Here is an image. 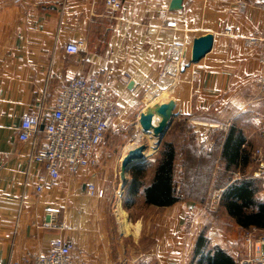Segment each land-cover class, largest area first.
I'll list each match as a JSON object with an SVG mask.
<instances>
[{
  "label": "crops",
  "instance_id": "crops-1",
  "mask_svg": "<svg viewBox=\"0 0 264 264\" xmlns=\"http://www.w3.org/2000/svg\"><path fill=\"white\" fill-rule=\"evenodd\" d=\"M120 1L121 7L113 9L105 0H0V264L45 253L50 240H73L75 233L72 257L86 264H194L201 232L240 264L247 254L246 239L255 243L264 238V229L240 227L222 207L210 211L182 195L171 205L156 206L146 203L143 192L166 142L176 152V181L186 171L191 146L197 155L209 156L210 176L224 180L212 192L242 177L253 181L255 198L264 202V175L257 174L254 158L256 149L264 152V90L257 84L262 48L246 42L264 37V0H179L178 6L174 0ZM168 22L175 27H167ZM207 33L213 35L212 48L192 63V41ZM174 42L187 48L179 79L168 88L167 98L149 102ZM68 43L80 44L81 50L66 52ZM102 69L113 71L108 89L119 113L112 121L138 118L155 102H174L154 158H149L151 149L136 164L147 165L139 178L142 186L132 192L134 165L120 189L114 219L101 167L62 172L52 190L37 193L36 178L45 170L30 159L32 140L18 139L22 115L49 112L63 79L89 77ZM230 128L233 137H243L240 156L244 150L248 159L226 169L221 151ZM88 184L104 190L103 195H88ZM137 208L143 213L127 216ZM47 211L57 214L52 226L44 224Z\"/></svg>",
  "mask_w": 264,
  "mask_h": 264
},
{
  "label": "built area",
  "instance_id": "built-area-1",
  "mask_svg": "<svg viewBox=\"0 0 264 264\" xmlns=\"http://www.w3.org/2000/svg\"><path fill=\"white\" fill-rule=\"evenodd\" d=\"M105 4L113 9L121 7L120 0H105ZM264 8V6H261ZM167 27H175L174 22L166 23ZM247 44H260L262 55L260 57L261 73L257 84L264 90V37H250ZM183 42H174L168 46L161 78L151 92L153 99H157L164 91L172 87L179 79L182 61L186 53ZM66 52L76 54L81 50L80 44L68 43ZM113 74L111 69H102L89 77L75 76L63 79L59 84V93L49 112L41 111L22 115L18 129V139L32 140L30 159L40 164L45 170L36 178L35 191L41 193L54 188L62 172L75 173L80 168L96 167L98 165L97 150L101 144L109 124L119 113V104L108 89V81ZM262 121L263 116L256 114ZM42 126L43 136L36 142V135ZM255 162L258 166L257 174L264 175V152L261 149L254 151ZM87 194L102 196L104 190H97L93 184H88ZM220 191H214L207 205L210 211L218 206ZM57 214L47 211L44 224L52 226L57 223ZM63 228L64 224L59 223ZM53 238L49 242L45 253L27 256L23 262L12 264H86L72 257L75 241ZM247 254L240 260V264H264L262 245L264 238L259 242L246 239Z\"/></svg>",
  "mask_w": 264,
  "mask_h": 264
},
{
  "label": "trees",
  "instance_id": "trees-1",
  "mask_svg": "<svg viewBox=\"0 0 264 264\" xmlns=\"http://www.w3.org/2000/svg\"><path fill=\"white\" fill-rule=\"evenodd\" d=\"M244 139L241 134L233 137L230 128L226 134L221 154L228 160L225 165L238 167L239 162H245L248 155L240 147ZM175 149L171 143H162L159 159L154 168L151 183L143 189L145 201L156 206H168L181 197L196 200L206 206L212 195V189L224 183V180L213 179L210 176L212 163L209 156L196 154V149L187 148L188 161L185 163V173L179 181L175 180ZM239 158V159H238ZM147 165L138 164L130 170L133 188L132 192L142 186L139 178L145 172ZM256 187L251 179L235 178L225 183L220 190L218 207L234 218L242 228L255 227L264 229V202L255 198ZM194 264H237V262L220 246L210 245L205 234L198 235L193 249Z\"/></svg>",
  "mask_w": 264,
  "mask_h": 264
},
{
  "label": "water",
  "instance_id": "water-1",
  "mask_svg": "<svg viewBox=\"0 0 264 264\" xmlns=\"http://www.w3.org/2000/svg\"><path fill=\"white\" fill-rule=\"evenodd\" d=\"M172 3L178 6L179 0H174ZM213 35L210 33L195 37L192 41L190 49V61L197 63L201 60L212 48ZM133 81L128 83V88L132 87ZM174 106L173 100H167L166 102L152 103L145 106L137 118V123L140 128V132L146 134L148 131H152V134L156 137L155 151L160 146L163 136L172 119V109ZM158 116L159 119L155 120L154 116ZM150 146L141 142L132 147H129L122 155L119 163V186L122 189L126 184V176L128 171L137 163H140L146 159V151Z\"/></svg>",
  "mask_w": 264,
  "mask_h": 264
},
{
  "label": "rangeland",
  "instance_id": "rangeland-1",
  "mask_svg": "<svg viewBox=\"0 0 264 264\" xmlns=\"http://www.w3.org/2000/svg\"><path fill=\"white\" fill-rule=\"evenodd\" d=\"M163 91L164 92L159 98H167L168 89H164ZM140 135V128L135 116L126 121L115 119L109 124L106 134L98 147L99 153L97 166L101 167V170L105 173L104 185L105 188H107V194L109 195L108 209L112 212L113 219L118 217V212L113 211L115 210V203L118 201V196L120 194L118 177L120 159L128 147L135 142L136 136ZM139 140L148 144V139L143 136ZM149 150L151 151V149L148 148L146 152ZM156 153L157 151H154L149 155V158H154ZM179 180L180 179H178V181ZM126 213L127 216L131 218L138 213H143V210L137 208L129 210ZM124 221L126 220L124 219ZM252 236H254V234Z\"/></svg>",
  "mask_w": 264,
  "mask_h": 264
},
{
  "label": "bare ground",
  "instance_id": "bare-ground-1",
  "mask_svg": "<svg viewBox=\"0 0 264 264\" xmlns=\"http://www.w3.org/2000/svg\"><path fill=\"white\" fill-rule=\"evenodd\" d=\"M148 99H149V102L154 100L152 96H148ZM158 119H159V117L155 115L153 122L155 123L156 122L155 120H158ZM142 136L148 139V145L150 146L149 148L155 150L156 137L152 134L151 130L148 131L146 134L141 133L140 136H136V139L134 142L135 144H133L132 146L139 144L141 142V140H139V139L142 138ZM121 225H122V228H126V226H127L126 221H124V218L121 220Z\"/></svg>",
  "mask_w": 264,
  "mask_h": 264
}]
</instances>
